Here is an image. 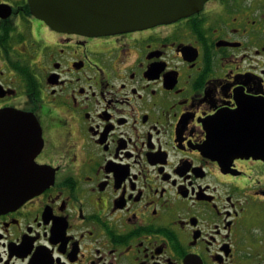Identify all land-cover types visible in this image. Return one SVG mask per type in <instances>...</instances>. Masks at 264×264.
<instances>
[{
  "label": "flooded vegetation",
  "instance_id": "obj_1",
  "mask_svg": "<svg viewBox=\"0 0 264 264\" xmlns=\"http://www.w3.org/2000/svg\"><path fill=\"white\" fill-rule=\"evenodd\" d=\"M0 264H264V0L112 35L0 0Z\"/></svg>",
  "mask_w": 264,
  "mask_h": 264
},
{
  "label": "water",
  "instance_id": "obj_2",
  "mask_svg": "<svg viewBox=\"0 0 264 264\" xmlns=\"http://www.w3.org/2000/svg\"><path fill=\"white\" fill-rule=\"evenodd\" d=\"M33 14L52 29L88 36L112 35L172 23L203 8L208 0H29ZM44 186L4 188L0 208L19 205L39 194Z\"/></svg>",
  "mask_w": 264,
  "mask_h": 264
}]
</instances>
